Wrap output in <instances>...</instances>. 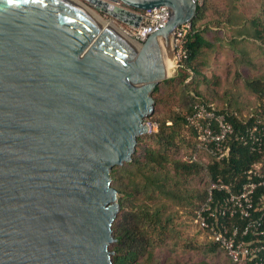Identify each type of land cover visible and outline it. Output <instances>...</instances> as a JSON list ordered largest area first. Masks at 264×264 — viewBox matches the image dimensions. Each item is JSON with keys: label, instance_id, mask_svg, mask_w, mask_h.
<instances>
[{"label": "water", "instance_id": "water-1", "mask_svg": "<svg viewBox=\"0 0 264 264\" xmlns=\"http://www.w3.org/2000/svg\"><path fill=\"white\" fill-rule=\"evenodd\" d=\"M158 6L167 19L141 43L89 12L136 27ZM195 7L0 0V264H112L109 171L148 132L172 32Z\"/></svg>", "mask_w": 264, "mask_h": 264}, {"label": "trees", "instance_id": "trees-1", "mask_svg": "<svg viewBox=\"0 0 264 264\" xmlns=\"http://www.w3.org/2000/svg\"><path fill=\"white\" fill-rule=\"evenodd\" d=\"M215 1L203 0L196 5L183 44L185 57L174 76L157 84L153 111L146 118L156 129L136 137L130 161L110 168V185L118 194L119 204L111 223L114 242L108 246L112 264H157L154 249L166 246L168 240L173 248L177 246L181 237L179 216L192 222L211 179L240 181L250 164L264 160V146L253 149L233 139L229 141L228 155L215 160L184 123L192 104L217 100V78L209 79L201 70L212 65L218 48L224 47L232 53L236 76L237 70L251 71L242 79L254 101L241 105L230 95L215 109L224 114L235 131L252 124L264 127V71L258 65L264 59V0H258L254 12H245L244 4L238 0H225L226 6L221 9L214 6ZM200 87L209 97L201 94ZM164 93L179 97L176 109L159 111L157 105L166 102L160 96ZM180 148L189 150L186 158L176 156ZM197 150L205 153L207 161L195 157ZM202 243L208 252L219 249L205 239ZM184 247L192 248L189 242Z\"/></svg>", "mask_w": 264, "mask_h": 264}, {"label": "built area", "instance_id": "built-area-1", "mask_svg": "<svg viewBox=\"0 0 264 264\" xmlns=\"http://www.w3.org/2000/svg\"><path fill=\"white\" fill-rule=\"evenodd\" d=\"M203 0H194L199 5ZM138 26L117 23L129 39L143 42L148 34L161 27L168 16L165 6L140 12ZM189 23L177 26L170 38L174 68L185 57L183 44ZM184 123L195 133L197 143L215 160L229 153L231 139L260 149L264 146V127L252 124L235 131L213 103L196 102L184 116ZM192 223L203 238L222 250L234 264H264V161H257L243 171L240 181L211 179L203 201L195 208Z\"/></svg>", "mask_w": 264, "mask_h": 264}, {"label": "rangeland", "instance_id": "rangeland-1", "mask_svg": "<svg viewBox=\"0 0 264 264\" xmlns=\"http://www.w3.org/2000/svg\"><path fill=\"white\" fill-rule=\"evenodd\" d=\"M237 2H241L242 4H244L242 9L245 12H254L256 6H258L259 3L258 0H238ZM224 3L225 0H216L213 4L217 8L221 9L226 6H224ZM91 12L93 14H96V16L100 18V20L102 19L108 21V18L102 17L93 10H91ZM112 23L115 27L118 28L117 23ZM231 57L232 53L230 52V50H227L224 47H220L218 48V51L216 53V61L208 68H204L201 70V72L209 79H213L209 76H215L217 78L218 87L215 88V97L217 98V100L209 99V101H211L217 107L225 103L226 100L229 99L230 95H233L231 98L239 99L241 105H244L247 102L252 103L254 101L253 96L244 89L242 79L244 76H250L251 71H249L248 68H245L244 71L237 70L238 75L236 76L234 74L235 66ZM258 65L261 66V70L264 71V59H262L260 61V64ZM176 70L177 69L172 65L168 77L174 76L176 74ZM187 81L188 79H186V82ZM201 87L199 91L202 95L206 96L207 93ZM172 88L174 89V87ZM166 93L160 94V96L165 99L164 101L166 102L164 103L167 106H165V104L163 103H159L157 105L159 111L161 112H167L169 109H176L179 106V97L177 95H171L170 97L167 96ZM207 97L209 96L207 95ZM145 122L149 125V130L147 133H149V131L151 130L153 131L156 129V126L153 123L148 121ZM188 151L186 149L180 148L178 151V155L176 156L178 158H186ZM195 157L203 160L204 162L207 161V156L202 150H197L195 153ZM188 220L189 218L184 215L179 216L178 221H181V225H179L181 237L175 248L171 246L172 242L168 240L166 246L156 247L154 249V256L157 259V264H229L228 259L224 256V253L220 249H216L215 252H208L205 243H202L204 241L202 233H200L197 227ZM187 242L191 244V249L184 247V243Z\"/></svg>", "mask_w": 264, "mask_h": 264}, {"label": "bare ground", "instance_id": "bare-ground-1", "mask_svg": "<svg viewBox=\"0 0 264 264\" xmlns=\"http://www.w3.org/2000/svg\"><path fill=\"white\" fill-rule=\"evenodd\" d=\"M91 16L98 21L100 24L104 25L106 24L109 28H111L113 31H115L116 33H119L121 36L128 38L124 33H122L117 27H115L113 25V23H111L110 21H101L95 14H93L91 11H89ZM159 43L162 44V41L159 40ZM162 46V50L168 52L167 49L163 48ZM164 68H165V73L168 75L170 73V69L172 68V59H171V55L170 53H167L165 62H164Z\"/></svg>", "mask_w": 264, "mask_h": 264}]
</instances>
